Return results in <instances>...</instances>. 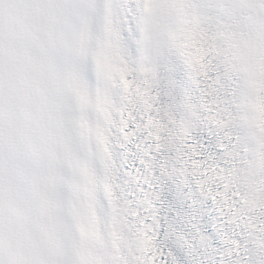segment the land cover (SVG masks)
I'll list each match as a JSON object with an SVG mask.
<instances>
[{"label":"snow or ice","instance_id":"1","mask_svg":"<svg viewBox=\"0 0 264 264\" xmlns=\"http://www.w3.org/2000/svg\"><path fill=\"white\" fill-rule=\"evenodd\" d=\"M0 264H264V0H0Z\"/></svg>","mask_w":264,"mask_h":264}]
</instances>
